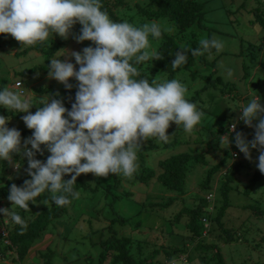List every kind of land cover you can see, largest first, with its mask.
Instances as JSON below:
<instances>
[{"label": "clouds", "instance_id": "1", "mask_svg": "<svg viewBox=\"0 0 264 264\" xmlns=\"http://www.w3.org/2000/svg\"><path fill=\"white\" fill-rule=\"evenodd\" d=\"M76 24L81 26L78 33L73 32ZM164 31L172 29H162L156 21L140 26L114 21L102 0H0V34L11 36L21 47L42 43L50 47L54 36L72 37L78 44L91 42L79 51L58 50L60 54L47 65L48 79L66 90L75 87L70 109L57 91L39 96L33 113L30 109L37 104L25 94L21 80L0 89V107L26 113L21 120L31 130L30 136L22 138L20 130L8 127L10 118L0 115V160L19 173L26 159L24 172L30 177L20 186L10 185L7 200L12 206L0 208L19 226V234H24L28 223L15 208L30 210L29 202L45 192L49 194L45 205L49 200L58 207L70 204V198L79 197L74 185L81 174L107 177L111 173L131 179L139 167L142 142L158 138L168 143L172 123L189 134L201 123L206 113L186 98V85L177 79L150 83L141 75L145 62L163 59L149 37L160 39ZM224 46L216 36L202 38L199 47L176 51L171 66L185 65L189 52L192 57L208 53L212 59L211 50L218 53ZM225 71L228 77L233 75L232 69ZM238 111L228 133L219 137L220 146L229 148L234 143L249 161L255 149L256 167L264 174V104L253 95ZM240 122L253 129L251 139L237 129ZM45 150L46 160L37 159ZM67 175L71 178L64 179ZM173 264H181L180 258Z\"/></svg>", "mask_w": 264, "mask_h": 264}, {"label": "rangeland", "instance_id": "2", "mask_svg": "<svg viewBox=\"0 0 264 264\" xmlns=\"http://www.w3.org/2000/svg\"><path fill=\"white\" fill-rule=\"evenodd\" d=\"M129 1L132 4L139 1H143V4L150 2V0ZM199 1L204 2L205 20H202L201 24L205 25V28L194 25L193 28L184 32L183 35H177L174 27L166 19L145 20L138 16L134 11V5H131L128 11L123 12L119 10L117 13L121 21L127 20L136 26H140L146 22L156 21L161 25L162 29L171 28L172 31L164 32L174 37L177 36L176 41L180 47L190 46L193 48L195 44L199 47V41L202 38H211L212 36L221 39L225 46L218 53L215 49H212V59H209L208 53H205L202 57H193V66L179 73L174 78L186 85L188 89L186 94L187 99L194 96L196 90L203 88L209 81L210 84L205 88L206 90L201 91L198 99L195 98L197 100L194 102L198 108L206 113L201 123L196 125L190 134L186 133L182 126L177 128L172 123L169 129H167V134L172 135L168 143H164L158 138H150V141L156 143L157 146L152 150L145 149L140 152V157L138 156L140 162L142 160L144 163L143 167L156 169L158 162L165 158L181 152L197 151L202 145L199 141L203 140L208 141L210 146V151L205 153L207 156L206 163L203 165L192 163L190 165L182 190L183 195L176 191H167V189L155 180H152L146 185L133 180V178L127 179L123 177V180H121L118 177L119 187L116 189L117 194L119 195L122 191H127L130 192V197L128 199L127 197H123L116 201L113 204V210L115 214L121 215L120 217L128 218L129 220L123 223L114 222L112 226L113 230L117 232V235H130L133 243H136L137 238L140 237L146 240V245L150 248L146 247L143 250L145 254L157 248L161 243H167V241L171 240L169 237L172 233L180 235V238L177 237V239L182 240L181 236L186 234L184 226L180 223L171 224L168 220L181 207L193 203V199L196 198L195 195L201 194L198 185L205 179L207 171L211 166L217 164L220 159L225 158V163L228 165L240 162L243 166L236 172L234 179L231 180L228 186V203L222 219L225 224L223 226L231 230H236L240 237L237 239L235 234L233 239L228 243L222 244L219 241V248L224 259V264H253L264 262V216L261 213H258L257 216L252 213L254 208L264 210V175L254 184L249 193L244 192L248 181L257 169L258 152L253 149L252 160H246L243 155L241 156V153H239L234 143L229 148H222L219 143V137H213V133L210 132V130L214 131V133L218 131L219 125L227 128L233 120L238 118V109L242 105H245L253 95L260 97V93L253 89L251 83L257 82L262 78L264 50L261 52L257 51V56L253 58L250 55L252 51L250 43L255 45H258L260 41L264 43V32L256 24L250 22L253 20V17L248 12L254 5L252 0ZM79 29L78 24H76L73 27V32L78 33ZM182 36L185 38L184 40L179 39ZM151 39L149 37L151 47L156 49L159 40ZM57 40H61L63 43L61 49L76 51L91 44L90 41H84L78 44L72 37L64 40L59 36H54L52 39L53 42ZM41 45L49 47L47 43H42ZM25 48L23 46L21 47L11 36L0 34V79L5 80L7 82L6 86L8 87H13L17 81L21 80L25 87V94L31 96L33 100L38 101V97L42 96V94L38 93L37 90L44 89L48 86H56V81L47 78L48 63L45 62L43 54L36 51L24 53ZM189 53L191 55V52ZM59 54L60 52L57 51L53 58ZM59 58L64 59V57ZM243 64H246L249 72V78L247 79L242 78ZM221 65L224 67L221 68ZM34 67L37 69L30 76L24 74V72ZM229 68L233 71L231 77H228L225 71ZM217 76L221 78V84L213 81V79L216 80ZM155 80L162 82L167 80V78L163 73L158 72L156 73ZM73 81L76 82L75 80ZM231 83H234L237 89H239L237 99L233 98L232 95L230 96V94H225L223 98L220 97V90H227L226 84L230 85ZM34 103L38 105L37 102ZM3 110L8 111L4 108ZM1 114L2 112L0 111ZM5 116L10 118L8 127L24 128V123L21 119H14L9 115ZM240 128L241 131L247 134L249 139L252 138L253 129L247 128L243 122L237 125V129L239 130ZM226 132L225 134H227ZM233 153L237 155L235 159L231 158ZM46 154L43 156L37 154L36 158L46 160L49 153L46 151ZM11 169L13 168L8 165L7 161L0 160V175L3 174L7 178H9L8 176L13 178L14 175L10 172L14 170ZM20 171H23V166ZM220 174V171L216 172L213 178L220 177L219 181H221ZM110 176V174L107 177H96L91 173L81 174L83 182L90 185V187L86 190L81 189L78 191L79 197L73 199L70 205V215L68 214L63 219L69 218L64 221L65 223H57L52 236L43 237L40 243L30 249L25 260L20 264H42L40 254L45 252L51 253L53 256L48 264H85L86 257L89 254L93 255L97 251L94 246L90 245L92 229L102 231L104 238L108 237L109 234L108 226L112 218L110 211L105 207L94 218L90 217L89 211L96 204L98 207L95 209L100 210L102 205L109 200L104 195V188L109 187L111 183ZM90 188L93 189L92 192ZM217 188L215 187L214 193L217 198H215V202L218 204L220 202L216 200H220V195L217 193ZM172 195L180 198L176 204L160 209L152 206L159 202L163 203L164 198ZM48 196L49 194L45 192L40 197H37L41 201L36 204V212L48 207L49 201L47 205L43 206L44 200ZM80 199H88L85 206L80 202ZM5 201L10 203L7 199ZM11 206L9 204V208ZM15 211H17V208H15ZM102 228L105 229L102 230ZM215 229H218V227L215 226ZM165 245L162 244V246ZM185 246L189 247L186 252L190 253L192 250L191 244L187 241ZM7 254L10 255L12 253ZM13 256H15L14 253ZM210 256V253H200L193 260V264H211L208 263ZM180 257L181 255L178 258ZM158 258L163 260V255L161 254ZM3 263L18 264L17 262L12 263L0 255V264ZM163 264H165L164 261ZM170 264H173V262Z\"/></svg>", "mask_w": 264, "mask_h": 264}, {"label": "trees", "instance_id": "3", "mask_svg": "<svg viewBox=\"0 0 264 264\" xmlns=\"http://www.w3.org/2000/svg\"><path fill=\"white\" fill-rule=\"evenodd\" d=\"M252 1L254 5L248 12V14H251L253 17V20L250 22L252 24H256L264 32V0ZM102 3L104 8L108 11L110 17L117 22L121 21V18H119L117 14L118 11H128L130 6L134 5L133 7L135 13L145 20L166 19L174 27L177 35H183L184 32L193 28L194 25H196V27L205 28V25L201 24L202 20H205L204 2L199 0H150V2L146 4H143V1L132 4L129 0H102ZM239 8L244 9L242 7ZM78 27L80 28L81 26L78 24ZM179 39L184 40L185 38L182 36ZM158 40L159 43L156 49L161 53L163 59L148 61L140 66L141 75L148 79L150 83L155 79L156 73L158 72L163 73L167 80H170L174 79L179 73L190 69L194 64V58L190 55V53H188L189 57L187 63L176 69H173L171 66V61L174 59L175 52L179 51L181 48L176 41L177 36L174 37L163 32L162 37ZM62 45V41L57 40L54 42L52 41L50 47L37 44L35 46L26 47L23 52L27 53L30 51H36L41 53L45 58V62L49 64V59L55 56L57 51L61 49ZM250 45L252 50L250 55L253 58L257 56V51L261 52L264 50V43H261V41L258 45L251 43ZM196 47V44L193 45V48ZM72 62L74 63V60ZM36 69L37 68L34 67L24 72V74L30 76L31 73ZM242 70V78H249V72L247 70L246 64H243ZM262 70V78L257 82H252L251 84L253 89L260 93V102L264 103V64L262 66ZM213 81L217 82L218 84H221L222 82L219 76L216 77V80L213 79ZM69 82L73 84L76 83L73 80H70ZM6 84L7 82L5 80L0 79V89H3ZM209 84L210 83L208 81L203 88L196 90L195 95L190 97L189 100L191 102H196L199 97V93L206 90L205 88ZM226 85L227 90H220V97L223 98L225 94H230V96L232 95L233 98L237 99L239 96V89H237V86L234 83ZM37 91L42 95L52 94L58 91L60 96L64 98L65 107L70 109L71 102L74 100L76 89L74 87L71 90H66L62 84L56 81V86H48ZM33 101L37 102L35 99ZM38 106L39 105L33 106L30 111L34 113ZM0 111L2 112L1 115H9L14 119H21V116L26 114L4 111L2 107H0ZM229 126L224 128L222 125H219L218 131L214 133V131L210 130V132L213 133V137H220L225 134L226 131V133H228ZM25 127L26 126L24 125V128H17L21 131L22 137H28L31 135V130ZM239 130L241 131V128ZM233 135L234 133L230 134V137ZM199 142H201L200 144L202 145L197 151L181 152L165 158L158 162L156 169L143 167V161L141 160L140 162L138 159L139 167L133 176V180L142 182L146 185H148L152 180H155L165 189H167V191H176L183 195L182 190L184 188L186 175L189 171L190 165L192 163H198L201 165L205 164L207 159L205 153L210 151L208 141L200 140ZM156 146V143L150 141V139L148 141L142 142V148L138 152V156L140 157V152L144 151L145 149L152 150ZM41 147L43 148V146ZM44 155H47L46 150L44 151ZM242 155L243 154L241 153V156ZM236 157L237 155L234 156L233 154L231 156L232 159H235ZM14 159L19 160L20 158L18 156H14ZM225 161L226 159L222 158L217 164L211 166V168L206 173L205 179L198 185L199 189L201 190V194L195 195L196 198L193 199L194 201L191 205L181 207L172 216V218L168 220L171 224L180 223L182 226H184L186 234L181 236L182 240L177 239V237L180 238V235L172 233L169 237L171 240L167 241V243H161V245L148 252V254L143 252V250L148 246L146 245V240H144L142 237L137 238L136 243H133V239L130 235H117V232L113 230L112 225L114 222L123 223L129 220L128 218L120 217L121 215L115 214L113 210V204L123 197H127L128 199L130 197V192L122 191L118 195L116 192V189L119 187L118 177L123 180V176L110 173L111 183L108 188H104V195H106L109 200L102 205L100 210L95 209L98 207L96 204L89 211L90 217L93 218L96 217L97 213H100L105 207L110 211L112 218L108 226L109 234L108 237L104 238L102 231L92 229L90 245L94 246L97 251L93 255L89 254V256L86 257L85 264H163V261L165 264H170L173 261L179 260L178 257L180 255L181 258L187 260L189 264H193V260L198 257V254L204 252L211 254L208 263L224 264V259L219 248V241L224 244L230 242L235 234L237 239L240 237L236 230H231L223 226L225 224L222 219L227 209L228 203V186L231 180L234 179L236 172H238L241 166H243L240 164V162L237 164L228 165L225 163ZM22 166L23 171H19V173H17V171L12 167L13 169L11 170L15 171L10 172L11 174L13 173V178H11V176H8L9 178H7L3 174L0 175V208H9V204H11L5 201L9 194L10 185L15 183L17 186H20L25 179L30 178L24 172V168L27 167L26 159L22 161ZM222 169H224V171H222ZM6 171H8V169H6ZM218 171L221 172V181H219L220 177L216 179L213 178L214 174ZM263 175L264 174H261L259 170L256 169L253 173V176L248 181L244 192L249 193L252 190L254 184L260 180ZM70 178V175L64 177V179ZM88 187H90V185L83 182L81 175L77 177L74 190H86ZM215 187H218L216 190L220 195V200H216L217 202H220L218 204L215 202ZM90 191L92 192L93 189L90 188ZM208 193H213L212 200L206 199V195ZM70 199L71 203L63 207H58L49 200L48 207L38 212H36L35 209L36 204L40 203L41 201L39 198L29 202L30 210L26 211L17 208V212L28 223V228L23 235L19 234V226L15 225L11 221L10 217L3 216V214L0 213V255L6 260H10L12 263H22L30 249L40 243V241L43 240V237L49 235L52 236L54 229H56L57 223H65L64 221L69 218L63 219L67 217L68 214L70 215V205L73 201L72 198ZM178 199L180 198L172 195L163 199L164 202L166 201L164 205H162L164 202H159L152 206L159 209L168 207L172 204H176ZM87 201L88 199H80V202L84 206L86 205ZM43 206H45V204H43ZM38 209H40V207H38ZM93 212L95 213L94 216ZM252 213L256 216L258 213H261L264 216V210L254 208ZM182 219L183 221L181 222ZM215 226L218 227V229H215ZM104 229L105 228H102V230ZM204 231L206 234H203ZM187 241L192 246L190 253L186 252L188 251L187 249H189V247L185 246ZM162 244L166 245L162 246ZM7 253L12 254L8 255ZM13 253L15 256H13ZM161 254L163 255V260L158 258ZM40 258L42 260V264H48L53 256L51 253L45 252L40 254ZM253 264H264V262Z\"/></svg>", "mask_w": 264, "mask_h": 264}, {"label": "built area", "instance_id": "4", "mask_svg": "<svg viewBox=\"0 0 264 264\" xmlns=\"http://www.w3.org/2000/svg\"><path fill=\"white\" fill-rule=\"evenodd\" d=\"M230 127V126H229ZM206 199L207 200H212L213 199V193H208L206 195ZM203 234H206L205 231L203 232ZM180 260H181V264H189L187 260H185L184 258H181L180 257Z\"/></svg>", "mask_w": 264, "mask_h": 264}]
</instances>
